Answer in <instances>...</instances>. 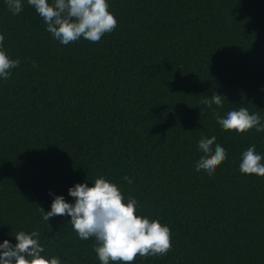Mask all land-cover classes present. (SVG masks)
Segmentation results:
<instances>
[{"label": "trees", "instance_id": "trees-1", "mask_svg": "<svg viewBox=\"0 0 264 264\" xmlns=\"http://www.w3.org/2000/svg\"><path fill=\"white\" fill-rule=\"evenodd\" d=\"M108 3L113 32L64 45L27 0L15 15L0 0L3 49L20 60L0 78V243L37 230L42 255L101 264L94 238L39 207L103 176L171 228L167 255L131 264H264V177L239 170L248 147L264 155V132L222 130L201 103L221 94V116L264 120V0ZM211 136L227 159L210 177L195 164Z\"/></svg>", "mask_w": 264, "mask_h": 264}, {"label": "clouds", "instance_id": "clouds-1", "mask_svg": "<svg viewBox=\"0 0 264 264\" xmlns=\"http://www.w3.org/2000/svg\"><path fill=\"white\" fill-rule=\"evenodd\" d=\"M8 9L15 15L23 11V0H5ZM46 24V30L61 44L68 45L79 39L93 43L115 30L118 21L109 11L108 0H27ZM5 37L0 34V78L9 79L12 70L20 66L19 59L9 57L3 49ZM213 110V117L222 130L239 134L252 129L264 132V120L248 108L239 107L221 116L217 109L224 107L223 96L213 93L211 98L201 101ZM213 105L216 108H213ZM216 136L202 137L198 148L203 155L195 164L197 172L203 170L214 176L216 169L227 159V151L216 143ZM242 174L264 177V155L256 152L255 145L242 153L239 164ZM131 184L132 180L125 176ZM51 194V193H50ZM75 198L69 203L63 195H57L51 203V210L42 207V219L49 221L56 216H70V223L79 239L94 238L93 250L101 264H131L137 256L167 255L172 250L171 228L158 219L138 215V201L135 197L124 196L120 187L103 176L95 179L92 186L77 183L68 189ZM13 245L5 239L0 243V264H62L59 257L48 258L42 253L45 248L40 243V232L19 231Z\"/></svg>", "mask_w": 264, "mask_h": 264}]
</instances>
